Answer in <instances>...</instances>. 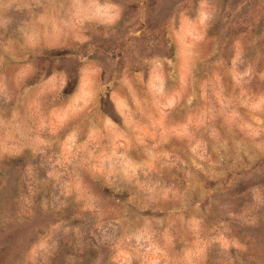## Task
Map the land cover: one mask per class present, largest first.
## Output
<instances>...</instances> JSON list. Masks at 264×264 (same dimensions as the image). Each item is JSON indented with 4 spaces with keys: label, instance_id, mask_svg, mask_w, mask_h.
Segmentation results:
<instances>
[{
    "label": "rangeland",
    "instance_id": "374dc122",
    "mask_svg": "<svg viewBox=\"0 0 264 264\" xmlns=\"http://www.w3.org/2000/svg\"><path fill=\"white\" fill-rule=\"evenodd\" d=\"M0 264H264V0H0Z\"/></svg>",
    "mask_w": 264,
    "mask_h": 264
}]
</instances>
